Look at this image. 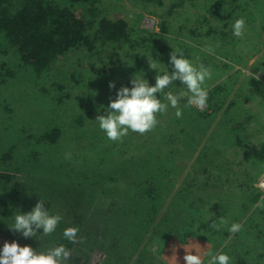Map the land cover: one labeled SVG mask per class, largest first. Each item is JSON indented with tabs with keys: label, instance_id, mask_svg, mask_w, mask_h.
<instances>
[{
	"label": "rangeland",
	"instance_id": "374dc122",
	"mask_svg": "<svg viewBox=\"0 0 264 264\" xmlns=\"http://www.w3.org/2000/svg\"><path fill=\"white\" fill-rule=\"evenodd\" d=\"M54 1L69 3V0ZM91 5L97 7L101 15L124 19L133 30L130 43L114 46L116 56L113 57L117 62H110L105 56L107 53L97 56V50L87 49L72 52L57 63L53 72L37 77L26 68H15V58H4L5 67L14 68V72L6 77L0 72V174L10 175L8 193L0 192V211L12 212L18 207L10 203L17 188L28 189L22 191L25 196L41 194L48 211L62 217L58 226L90 230L85 235L78 231V241L66 247L69 253H80L84 257L88 253L86 242L99 240L95 236L97 225L108 231L105 240L108 243L111 242L112 229L120 221L115 215L108 216L102 211L106 205L95 208L100 192L108 197L107 202L117 199L118 209L128 216L125 211L131 203L127 199H133L131 197L140 191L136 190L139 189L136 185L147 188L150 184L161 188V183L165 185L171 181V189L164 190V197L159 195L161 203L157 210L166 215L165 224L176 215L181 233L177 238L174 235V238L164 240L162 254L157 251L158 242L151 244L156 248L155 255L159 253L156 258L161 264H184L185 253L191 251L194 254L195 250L204 264L209 255L219 251L229 254L231 264H264V208L256 206L264 196V0H242L238 5L228 0H187L184 5L173 0H93ZM75 11L79 13V8ZM220 16L226 22L221 23L224 27L209 31L205 20L216 23ZM238 17L245 19L242 37H234L231 32V24ZM224 31L228 35L222 33ZM177 46L183 48L185 55L194 63L210 67L213 75L207 81L208 88L216 83L224 84V96L217 97L221 98L220 106L225 102V106L231 103L226 119L233 126L239 122L241 127L220 133L217 118L191 123L182 112L178 119L184 125L187 141L179 146L176 153L173 150L176 141L172 148L165 145L156 147L152 136L148 135L151 138L148 139L147 135L138 132H129L127 136L132 138L133 146L125 149L122 148L125 137L118 142L102 136L103 131L94 120L104 110L101 105L106 106L110 99L115 98L116 88L126 85L135 71L148 64V55L170 68L168 55L172 47ZM206 46L212 47L214 52L204 51ZM110 81L115 82V88H109ZM174 83L176 85L167 90L179 91L182 87L180 82ZM236 104L241 105V111L236 109ZM169 110L163 119L175 116V110ZM197 110L210 112L212 108H207L206 104ZM222 118L225 119L224 114ZM55 127L60 130L59 141L53 145L46 144L44 140L37 141L43 132ZM204 129L207 133L211 131V137L201 136L196 131L188 141L191 130ZM212 139L219 147L213 157L207 145ZM144 141L153 147L140 143ZM246 142L249 144L243 150ZM235 144H240L239 148ZM40 164H43V171L34 173L35 178H28L30 170ZM58 164L61 166L57 168ZM62 166L63 170L73 167L76 175L63 176L60 173ZM168 168L174 174L162 176ZM1 175L0 178H4ZM195 178H207L211 188L208 190L207 185L199 196L200 193L193 188L199 180L193 183ZM252 179L249 187L243 184ZM176 186H192V190L175 194ZM257 191L260 196L254 200ZM205 193L207 201L202 198ZM122 198L127 202L126 207ZM2 203L10 204L3 207ZM32 206H25L24 211ZM216 209L222 223L220 219L215 223L218 226L212 227L211 235L204 233L202 237L190 238L183 235L192 228L184 219L186 212L193 210L207 217ZM10 217L6 218L12 222ZM233 222H239L243 227L240 232L230 234L227 229ZM0 227L3 230L0 231V245L5 240L11 242L14 236L19 239L16 240L19 244H28L37 251L55 246L51 237L59 236L55 235L56 232L43 235L40 229L30 238L21 235L25 238L22 240L7 223ZM5 228L12 236L3 233ZM99 251L89 252L86 264H106L105 254Z\"/></svg>",
	"mask_w": 264,
	"mask_h": 264
},
{
	"label": "trees",
	"instance_id": "16d2710c",
	"mask_svg": "<svg viewBox=\"0 0 264 264\" xmlns=\"http://www.w3.org/2000/svg\"><path fill=\"white\" fill-rule=\"evenodd\" d=\"M92 1L93 0H90V2L89 0H69V3L67 4H59L54 0H0V72L4 75V77L12 75L14 72V68L12 70L5 67V57L10 59L15 58V68L19 67L24 70L26 68L28 72L35 74L37 77L53 72L54 69H57V63L65 56L67 57L70 55L72 52H82L87 49L89 51L97 50V53H95L97 56H99V53H107L105 56L110 62H117V60L115 61L113 57L116 56L114 46L127 45L130 43L132 38L129 39V37L131 36L133 30L129 23L124 19H112L104 14L101 15L97 11V7L91 5ZM173 1L178 5H184L187 0ZM239 1L242 0H228V2H231L234 5H238ZM77 8H79V13L75 11ZM204 23L208 24L209 31H215V29L218 30L223 28L224 25L221 23L225 24L226 22H224V17L220 16L216 23H211L207 19ZM222 33L228 35L225 31ZM220 36L222 35L220 34ZM169 70H171V67ZM137 72L144 73L145 77L149 80V83H154L155 73L153 70L148 68V64L135 71V73ZM133 75L134 74H132V76ZM128 84L129 80L126 82V85ZM208 89L209 97L207 108H212V111L210 112L208 110H197L194 106L185 107L184 102L181 101L180 106L182 108V112L186 113L189 118L188 121L196 123L206 119L217 118L216 125L220 127V133H222L225 129H233L231 131H234L239 128L238 126L241 127L239 122L233 126L230 125V121L226 119L227 114L231 110L232 104L227 103L225 106L226 102L224 103L223 100L224 105L220 106L219 99L221 98L217 97L221 95L224 96V84L219 85L216 83ZM236 107V109L241 111V105L236 104ZM219 110H221V112H219ZM169 111L170 110L168 109V112ZM103 113L104 110L101 114ZM222 114H224L225 119L222 118ZM163 115L164 114H158V123L156 127L143 134L147 135L148 139L150 138L149 136H152L156 141V147H158V145H165L166 147L170 146L172 148V144L176 141L173 147V150L176 153L179 146L183 145L187 141V134L185 133L184 125L176 116H168L166 117L168 119L164 118L166 119L165 121L163 119ZM228 126H230V128ZM192 131L193 130H191L188 134V141H191L197 132H199L201 136L206 135L205 137H211L212 135L211 131L207 133L206 129ZM97 133L100 135L99 132ZM101 135L103 136L104 133ZM59 136L60 130L55 127L51 128V130L49 129L43 132L40 136H38L37 141L42 142V140H44L47 142L46 144L53 145L54 142L59 141ZM123 139L124 140L122 141L124 146L122 148H132V138L130 136H125ZM133 141L136 142L134 137ZM140 143L146 144L150 148L153 147V145L147 141ZM208 144L210 146L208 149L212 151L213 157V154H215L214 152L217 151L219 147H216L213 139L212 141H208L207 145ZM247 144H249V142L244 143L245 147H242L243 150L247 148ZM235 146L239 148L240 144H235ZM204 147L206 148V146ZM9 151H11V149H9ZM143 151L147 152L146 150ZM168 151L170 153L169 149ZM126 152L130 153L129 150H126ZM38 163H40V161ZM236 164L240 167L242 166L239 162H236ZM60 166L61 165L58 164L57 168ZM15 169H18V167ZM20 169L22 170V165L20 166ZM73 169L74 168L71 167L63 170L62 166L60 173L63 174V176L67 174L76 175V173H73ZM41 171H43V164H40L36 168H32L30 170V177L28 176V178H35L36 176L34 173L37 174ZM163 172L164 174L162 173V176H170L174 174V172L169 168ZM1 176L4 178H0V192L6 194L8 193L7 181L10 179V175L2 174ZM198 179L199 178H195L193 183H196ZM253 179L243 184L249 187ZM207 183V178H200L193 188L199 193L200 191L204 192L203 189H206L207 185L208 190L211 188L210 184ZM78 184L80 185V183ZM160 185L161 188L150 184H147V188H144V186L141 185H136L137 188H139L136 190L140 191L136 192V195L138 196L134 195L131 197L133 199H127V202L129 200L131 203L128 205V210L125 211L128 212V216L118 209L117 199L113 198V202H107L106 200L108 197L104 193L100 192L101 196L95 201V204L97 205L95 208L100 209L106 205V209L102 211L107 212L108 216L115 215L120 219L116 227H114L115 229H112L110 233L111 242L107 243V241H105L109 233L108 231L100 228L101 225L98 224L95 236H97L99 240L86 242L88 245V253H86L84 257L80 253L70 252L66 262L69 264H86L89 252L91 253L93 251L102 250L103 254H105L104 259L106 264H127L128 262H130V264H161V262L156 258L159 256V253L155 255L154 251H156V248H154L151 244H154V241H156L155 243L158 242L159 247L157 251L160 252L163 250L162 243L164 244L168 238H174V235L175 238H177L181 231L180 226H178L179 218H177L176 215L173 216V219L168 221V224H165L167 223L166 215H162L163 212H158L159 210H157V207H159L161 203L159 195L164 197V190L169 189V187L171 189L172 183L171 181L170 183L167 181L165 185H163V183ZM191 187L192 186H185L181 188L180 186H176L174 193L177 194L182 190H192L190 189ZM241 188L244 189V186L242 185ZM23 190L29 191L26 188H17L14 190L16 195H14L12 202H10L13 205L18 206L14 209V211H0V226L5 225L6 223L8 226V224L11 223V221L7 219L8 216L13 218L16 213L20 211L23 212L25 206L29 207V204L34 205L38 199L43 198L39 193H33L32 195L30 194L29 196H25L22 192ZM142 190L143 192H141ZM213 191L214 190H212V192ZM200 195L201 193L199 196ZM259 196L260 194L257 191V193H254L253 199L255 200L259 198ZM202 198L206 199V193L202 196ZM122 200L124 201L126 207L127 202H125L124 198H122ZM9 204L2 203L1 205L3 207H7ZM119 211L121 212L119 213ZM198 213L199 212H194L193 210L185 213L187 215L184 216V219L187 221L188 227L194 228H191L183 234L186 235V238L194 236L202 237L204 233L211 235L213 221L217 223L220 219L219 222L222 223L221 216L219 215L217 209L208 214L207 217L202 216L205 215L204 213ZM2 215L3 217H1ZM124 217L127 218L124 220L121 219ZM78 218L81 217L78 216ZM151 225L152 229L147 234V230ZM217 226L218 225L216 224V227ZM77 228L81 235H85L90 232V230L84 227ZM63 229V226L57 225L54 232H56L55 235L59 236L51 238L55 241V245L63 244L65 247H69L73 245V242L68 241L63 236ZM0 231H3L1 227ZM4 231L5 232L3 233L12 236L8 234L7 228H5ZM15 235H20L21 237V234L18 232H16ZM81 235L80 237H82ZM39 237L45 241L42 236ZM155 237H159L160 239L157 238V240H154ZM14 238L15 237L13 236V239ZM21 239L24 240L25 238L21 237ZM161 239L163 240L161 241ZM184 239L185 238H183V240ZM15 240L19 239L16 237ZM132 241L133 243H131ZM77 243L82 244L81 242ZM162 252H160V254H162ZM238 264H244V262H239Z\"/></svg>",
	"mask_w": 264,
	"mask_h": 264
},
{
	"label": "clouds",
	"instance_id": "9594fccd",
	"mask_svg": "<svg viewBox=\"0 0 264 264\" xmlns=\"http://www.w3.org/2000/svg\"><path fill=\"white\" fill-rule=\"evenodd\" d=\"M231 32L234 37L244 35V17H238L232 22ZM203 50L209 54L214 52V49L208 46ZM168 64L171 70L164 63L148 55V68L155 73L154 83H149L144 73L137 72L130 77L128 85L116 88L114 99H110L106 106L101 105L104 113L97 115L94 120L98 122L99 129L108 140L119 142L129 132L143 134L151 131L158 123V114H164L168 109H174V115L180 118L181 101L185 107L196 108H203L208 103L207 81L211 80L213 75L209 66L194 63L179 46L172 47L168 55ZM175 81L180 82L182 86L180 90L176 92L167 90L170 86L176 85ZM115 87V82L110 81L109 88ZM44 201L46 200L38 199L30 210L16 213L12 222L8 224L10 230L20 233L25 238L33 237L40 229L43 235L53 233L62 217L50 213ZM256 206L264 208V196L257 201ZM212 226L216 227L214 221ZM242 227L241 223L233 222L227 231L230 234L238 233ZM77 232V227L67 226L63 229V236L68 241L75 242ZM69 255V250L63 244L55 245L46 251H37L28 244L21 245L15 239L11 242L5 240L0 245V264H65ZM183 260L184 264H204L196 250L194 254L187 251ZM206 264H231V257L226 251H219L209 255Z\"/></svg>",
	"mask_w": 264,
	"mask_h": 264
}]
</instances>
